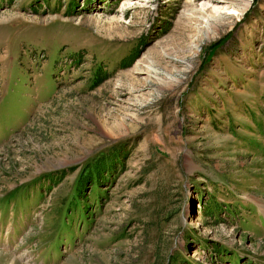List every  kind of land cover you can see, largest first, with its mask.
<instances>
[{"label":"rangeland","instance_id":"obj_1","mask_svg":"<svg viewBox=\"0 0 264 264\" xmlns=\"http://www.w3.org/2000/svg\"><path fill=\"white\" fill-rule=\"evenodd\" d=\"M0 264H264V0H0Z\"/></svg>","mask_w":264,"mask_h":264},{"label":"bare ground","instance_id":"obj_2","mask_svg":"<svg viewBox=\"0 0 264 264\" xmlns=\"http://www.w3.org/2000/svg\"><path fill=\"white\" fill-rule=\"evenodd\" d=\"M207 24H208L209 27H212L213 24H215V23L213 21H209ZM181 82H182V80H180V79H177V78L172 79V78H170L169 82H165L163 85L165 86V88H169L170 89V88H173V87H177L178 85L181 84Z\"/></svg>","mask_w":264,"mask_h":264}]
</instances>
